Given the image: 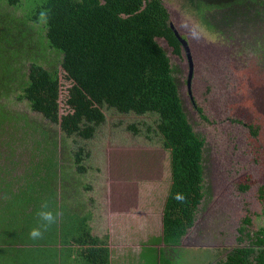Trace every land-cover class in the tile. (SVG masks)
<instances>
[{
  "label": "rangeland",
  "instance_id": "374dc122",
  "mask_svg": "<svg viewBox=\"0 0 264 264\" xmlns=\"http://www.w3.org/2000/svg\"><path fill=\"white\" fill-rule=\"evenodd\" d=\"M38 1L30 0L31 4ZM185 1L163 0L175 27L180 32L191 28L187 41L193 63L190 93L183 49L177 54L165 39L157 41L170 59L187 119L204 139V197L193 226L181 238L182 247L169 254L173 264H208L217 254L223 259L226 250L237 245L238 227L246 214L251 219L250 225H245L249 234L264 227V202L259 196L264 186V17H253L251 13L222 17L217 13L208 16L206 25ZM0 10L16 18H23L25 13L23 7L5 3ZM37 27L34 24L33 39L37 38ZM45 56L41 60L45 67L59 72V102L64 111L69 82L63 77L61 56L50 50ZM19 61L15 59L13 65L22 66L25 72L29 60L22 56ZM19 93L16 82L4 85L0 90V110L32 122L37 126L36 138L43 130L49 143L56 142L62 171L53 179L57 202H67L81 212H100L102 217L109 211L118 226L128 215V245L143 244L140 255L138 251L131 253L128 262L156 264L153 245L162 235V209L171 171L169 150L155 132V115L123 114L104 107L105 122L96 128L92 138L67 137L58 124L33 111L26 99H17ZM192 98L203 112L197 111ZM132 124L138 132L130 127ZM79 145L88 152L81 162L84 172L76 169L72 154ZM30 146L34 154L20 159L10 170L14 172L12 176L16 175L15 181L19 180L17 185L23 184V175L28 178L31 174L30 163L35 167L40 158L35 154V142ZM241 183L248 188L240 190Z\"/></svg>",
  "mask_w": 264,
  "mask_h": 264
},
{
  "label": "trees",
  "instance_id": "16d2710c",
  "mask_svg": "<svg viewBox=\"0 0 264 264\" xmlns=\"http://www.w3.org/2000/svg\"><path fill=\"white\" fill-rule=\"evenodd\" d=\"M185 2L206 22L208 16L217 13L224 17L237 13L264 17V0ZM2 3L23 7L25 13L23 18H16L0 10V90L16 82L20 90L17 99H26L33 111L58 124L67 137L92 138L105 122L104 107L123 114L155 115V132L169 150L171 171L158 241L172 250L181 248V238L193 226L204 197V139L187 119L170 59L157 41L163 38L175 53L180 50L166 4L163 0H39L34 4L30 0H0ZM34 24L38 25L36 39ZM47 50L61 56L63 77L69 82L64 111L59 102V72L41 62ZM22 56L29 60L25 72L21 65H13ZM130 127L138 132L134 124ZM36 131L37 126L25 117L0 110V182L4 183L0 192L14 187H23L16 195L35 191L37 224L43 225L46 221L40 213L51 211L56 216L58 209L53 179L61 171V158L56 142L49 143L43 130L39 132L42 139L36 138ZM32 142L40 158L35 167L30 163L31 174L28 178L23 175V184L17 185L19 180L15 181L16 175L10 170L20 159L34 154L29 147ZM72 154L76 169L84 172L81 162L88 152L79 145ZM238 188L244 191L248 185L241 183ZM263 192L264 186L259 191L261 197ZM81 235L79 244L91 243L82 249L81 256L91 264H110L107 237L91 236L86 225ZM255 236L250 241L253 245L233 248L224 259L210 264H264V230L259 229ZM170 259L161 256L159 264H173Z\"/></svg>",
  "mask_w": 264,
  "mask_h": 264
},
{
  "label": "crops",
  "instance_id": "0c3cea01",
  "mask_svg": "<svg viewBox=\"0 0 264 264\" xmlns=\"http://www.w3.org/2000/svg\"><path fill=\"white\" fill-rule=\"evenodd\" d=\"M22 188L14 187L7 192H0V264H91L81 256L82 249L91 243H78L83 237L84 225L91 236L107 237L110 264H130L128 258L131 253L135 255L138 251L140 255L143 244L133 242L131 247L128 245V215L118 226L109 211L102 217L100 212L95 214L91 209L81 212L67 202L58 203L55 199L58 205L55 223L38 225L36 193L20 191L21 194L16 195ZM33 228L40 229L42 235L39 238L30 236ZM153 248L158 264L161 256L170 259L174 254L161 241L154 243Z\"/></svg>",
  "mask_w": 264,
  "mask_h": 264
},
{
  "label": "flooded vegetation",
  "instance_id": "af4514ba",
  "mask_svg": "<svg viewBox=\"0 0 264 264\" xmlns=\"http://www.w3.org/2000/svg\"><path fill=\"white\" fill-rule=\"evenodd\" d=\"M199 15V14H198ZM199 18H200V22L201 23H204V24H208V22H206V19L204 20V18L203 17H201L200 15H199ZM209 21V20H208ZM178 36H177V38H178V40H179V38H184L186 41H188V38H189V34L191 35V28L188 26L187 28H186V31H179L178 30ZM167 42V41H166ZM179 42H180V50H179V52H181L182 51V49H183V51H184V53H185V56H186V59H187V61H188V64H186V66H185V68L188 66V71L190 70V69H192V65H191V68L189 67V61L191 62V64H193L192 63V60H191V55H190V57H188V55H187V53H186V51H185V49H184V45L181 43V41L179 40ZM172 47V46H171ZM173 49V48H172ZM179 52L177 53V54H179ZM175 53V52H174ZM189 53L191 54V51H190V48H189ZM191 77H192V75H191ZM186 85H187V89H188V91H189V93H190V79H192V78H190V79H188V76L186 77ZM190 97H192V96H190ZM192 102H193V104L196 106V108H197V111L199 112V110L200 111H202V109H201V107H199V105H197L196 104V102H195V100H193V98H192ZM203 112V111H202ZM203 119H207V117L205 116V115H202L201 116ZM260 196V195H259ZM261 197V196H260ZM262 198V200H263V202H264V195H263V197H261ZM264 211V210H263ZM245 218H248V222H244V219ZM241 221H242V225H240L239 227H238V231H239V235H237V237H236V242H237V245H235V246H233V247H231V248H229V249H227L226 250V252H225V256H226V253L228 252V251H230L231 249H233V248H238V247H244V246H250V245H253V244H251L250 243V241L251 240H253V239H256L257 237L255 236V232L256 231H258L259 229L260 230H264V227L263 226H261V227H259L258 229H256V230H254L253 232H251L250 234L249 233H247L246 234V232H248V231H246L245 230V225H250V221H251V219L248 217V215L246 214L242 219H241ZM239 229H242L241 231L239 230ZM260 236H262L263 234H259ZM258 235V236H259ZM255 247L257 246V245H254ZM258 247V246H257ZM217 258L215 259V260H211L208 264H210V263H213V262H216V261H218L220 258V254H217ZM225 258V257H224ZM223 258V259H224Z\"/></svg>",
  "mask_w": 264,
  "mask_h": 264
},
{
  "label": "clouds",
  "instance_id": "9594fccd",
  "mask_svg": "<svg viewBox=\"0 0 264 264\" xmlns=\"http://www.w3.org/2000/svg\"><path fill=\"white\" fill-rule=\"evenodd\" d=\"M40 215L42 216L43 220L46 221L48 224L54 223L55 221V216L51 211H42ZM41 235L42 233L38 228H33L30 231V236L33 238H39Z\"/></svg>",
  "mask_w": 264,
  "mask_h": 264
},
{
  "label": "water",
  "instance_id": "95a60500",
  "mask_svg": "<svg viewBox=\"0 0 264 264\" xmlns=\"http://www.w3.org/2000/svg\"><path fill=\"white\" fill-rule=\"evenodd\" d=\"M168 8V7H167ZM168 11H169V15H170V19H171V11L168 9ZM172 21V20H171ZM170 21V26L172 27V29H173V31H174V33H175V35L176 36H178V30H179V27L177 26V27H175V25L173 24V22H171ZM180 31V30H179ZM179 37V36H178ZM179 40L181 41V43L185 46L184 47V49H185V51H186V53H187V55H188V57H190V53H189V44L187 43V41L184 39V38H179ZM191 62L189 61V67L191 68ZM191 75H192V69H190L189 70V72H188V79H190L191 78Z\"/></svg>",
  "mask_w": 264,
  "mask_h": 264
}]
</instances>
